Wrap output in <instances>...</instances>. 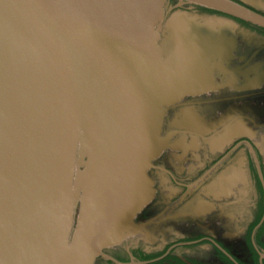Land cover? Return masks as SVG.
I'll return each mask as SVG.
<instances>
[{
    "label": "water",
    "instance_id": "obj_1",
    "mask_svg": "<svg viewBox=\"0 0 264 264\" xmlns=\"http://www.w3.org/2000/svg\"><path fill=\"white\" fill-rule=\"evenodd\" d=\"M169 1L0 0V264H96L139 231L170 113L218 89L235 43Z\"/></svg>",
    "mask_w": 264,
    "mask_h": 264
},
{
    "label": "flooded vegetation",
    "instance_id": "obj_2",
    "mask_svg": "<svg viewBox=\"0 0 264 264\" xmlns=\"http://www.w3.org/2000/svg\"><path fill=\"white\" fill-rule=\"evenodd\" d=\"M230 1L264 17V0ZM169 9L225 33L233 51L218 89L170 113L173 147L150 172L156 192L140 229L96 264H264V28L177 1Z\"/></svg>",
    "mask_w": 264,
    "mask_h": 264
},
{
    "label": "bare ground",
    "instance_id": "obj_3",
    "mask_svg": "<svg viewBox=\"0 0 264 264\" xmlns=\"http://www.w3.org/2000/svg\"><path fill=\"white\" fill-rule=\"evenodd\" d=\"M187 119H190V120H192V118L191 117H188ZM190 120H186V122H189V124H194V123H190V122H192V121H190ZM194 121V120H193Z\"/></svg>",
    "mask_w": 264,
    "mask_h": 264
}]
</instances>
